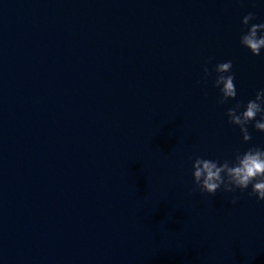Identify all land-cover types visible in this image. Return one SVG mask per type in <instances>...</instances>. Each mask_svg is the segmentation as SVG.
I'll return each mask as SVG.
<instances>
[{
	"label": "water",
	"instance_id": "water-1",
	"mask_svg": "<svg viewBox=\"0 0 264 264\" xmlns=\"http://www.w3.org/2000/svg\"><path fill=\"white\" fill-rule=\"evenodd\" d=\"M249 12L264 0H0V264H264L250 187L190 194L196 157L264 148L226 115L264 89Z\"/></svg>",
	"mask_w": 264,
	"mask_h": 264
},
{
	"label": "clouds",
	"instance_id": "clouds-1",
	"mask_svg": "<svg viewBox=\"0 0 264 264\" xmlns=\"http://www.w3.org/2000/svg\"><path fill=\"white\" fill-rule=\"evenodd\" d=\"M256 19L254 13L249 12L242 18V25L247 28L241 34L240 44L247 48L253 56H259L264 49V23L251 24ZM211 58L205 62L203 68L205 82L214 71L216 73L213 87L218 88L220 96L218 104L224 105L237 96L235 75L232 73V61L228 60L208 68ZM226 115L228 123L237 126L245 143L252 137L248 131L251 124L254 130L264 133V89L256 92L255 98L246 104L237 101L228 108ZM257 117H259L257 119ZM193 188L190 194L197 191L201 195L214 196L217 191L235 193L244 192L250 187L248 196L255 197L257 201L264 202V148L249 147L243 153L237 152L231 160H212L196 157L192 162ZM239 197L233 196L230 203L235 204Z\"/></svg>",
	"mask_w": 264,
	"mask_h": 264
}]
</instances>
